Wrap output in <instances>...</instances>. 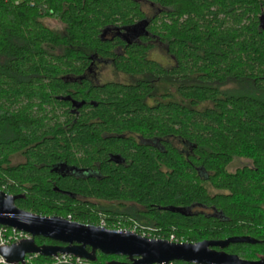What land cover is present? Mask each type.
I'll use <instances>...</instances> for the list:
<instances>
[{
    "label": "trees",
    "instance_id": "obj_1",
    "mask_svg": "<svg viewBox=\"0 0 264 264\" xmlns=\"http://www.w3.org/2000/svg\"><path fill=\"white\" fill-rule=\"evenodd\" d=\"M0 191L151 238L249 235L225 251L264 258V0H0Z\"/></svg>",
    "mask_w": 264,
    "mask_h": 264
},
{
    "label": "water",
    "instance_id": "obj_2",
    "mask_svg": "<svg viewBox=\"0 0 264 264\" xmlns=\"http://www.w3.org/2000/svg\"><path fill=\"white\" fill-rule=\"evenodd\" d=\"M24 195L0 191V226L14 228L30 237L11 245L0 246V256L7 264H25L28 255L57 257L72 255L91 262L100 252L123 256L127 260H111L107 264H264V258L249 260L225 249L236 243L263 242L249 235L225 239H205L199 242H176L151 238L133 230L109 229L103 225L83 224L62 216H42L19 208L16 200ZM58 244H37L36 237Z\"/></svg>",
    "mask_w": 264,
    "mask_h": 264
},
{
    "label": "rangeland",
    "instance_id": "obj_3",
    "mask_svg": "<svg viewBox=\"0 0 264 264\" xmlns=\"http://www.w3.org/2000/svg\"><path fill=\"white\" fill-rule=\"evenodd\" d=\"M47 25L52 28L58 27L56 21L52 18H47L44 20ZM95 74L94 79L99 83L118 81V82H129L130 78L128 75L119 73L114 70L110 64L97 63L96 68H94ZM23 161V158L20 155L13 157L12 164H17ZM249 162L245 159H236L230 166V171H235L237 168L242 167L243 165L248 164ZM9 234H7L8 236Z\"/></svg>",
    "mask_w": 264,
    "mask_h": 264
},
{
    "label": "built area",
    "instance_id": "obj_4",
    "mask_svg": "<svg viewBox=\"0 0 264 264\" xmlns=\"http://www.w3.org/2000/svg\"><path fill=\"white\" fill-rule=\"evenodd\" d=\"M7 234L9 235L7 236ZM29 237L30 236L28 234L22 231H19L17 229L5 227V226L0 227V246L11 245L13 243L19 242L20 240H23ZM53 258L55 261L62 262V263L71 262L73 261V259L75 263H81L82 261L85 260V259L74 257L72 255H58L57 257H53ZM0 264H7L6 260L2 256H0Z\"/></svg>",
    "mask_w": 264,
    "mask_h": 264
},
{
    "label": "flooded vegetation",
    "instance_id": "obj_5",
    "mask_svg": "<svg viewBox=\"0 0 264 264\" xmlns=\"http://www.w3.org/2000/svg\"><path fill=\"white\" fill-rule=\"evenodd\" d=\"M94 68H96V66H95ZM92 73H93V74H95V71H94V69H93Z\"/></svg>",
    "mask_w": 264,
    "mask_h": 264
}]
</instances>
